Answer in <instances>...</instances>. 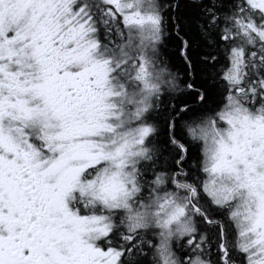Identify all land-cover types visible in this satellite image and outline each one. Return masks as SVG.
I'll use <instances>...</instances> for the list:
<instances>
[{
	"label": "snow or ice",
	"instance_id": "6c2138e0",
	"mask_svg": "<svg viewBox=\"0 0 264 264\" xmlns=\"http://www.w3.org/2000/svg\"><path fill=\"white\" fill-rule=\"evenodd\" d=\"M0 264H264V0H0Z\"/></svg>",
	"mask_w": 264,
	"mask_h": 264
},
{
	"label": "trees",
	"instance_id": "16d2710c",
	"mask_svg": "<svg viewBox=\"0 0 264 264\" xmlns=\"http://www.w3.org/2000/svg\"><path fill=\"white\" fill-rule=\"evenodd\" d=\"M96 37L98 42L100 43V48L102 51H104L105 48H110L112 44H114L118 40V37H114L111 30H106L104 27L98 29ZM105 56L107 57V55ZM120 83H124L128 88V91L131 92V84L127 83L123 79L120 80Z\"/></svg>",
	"mask_w": 264,
	"mask_h": 264
},
{
	"label": "rangeland",
	"instance_id": "374dc122",
	"mask_svg": "<svg viewBox=\"0 0 264 264\" xmlns=\"http://www.w3.org/2000/svg\"><path fill=\"white\" fill-rule=\"evenodd\" d=\"M96 39H97V37H96ZM100 50H101V48H100ZM102 51V50H101ZM103 52V51H102ZM105 58H107L106 56H105ZM114 84H115V82H114ZM127 88V87H126ZM116 90H118V87H117V89ZM127 90H128V88H127ZM135 91V86H131V92L130 93H132V92H134ZM137 99H138V97H136ZM128 107V109L129 110H131V108H132V106L131 105H129V106H127Z\"/></svg>",
	"mask_w": 264,
	"mask_h": 264
}]
</instances>
